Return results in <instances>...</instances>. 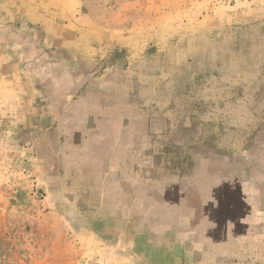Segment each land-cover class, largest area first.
Masks as SVG:
<instances>
[{"label":"rangeland","instance_id":"374dc122","mask_svg":"<svg viewBox=\"0 0 264 264\" xmlns=\"http://www.w3.org/2000/svg\"><path fill=\"white\" fill-rule=\"evenodd\" d=\"M0 264H264V0H0Z\"/></svg>","mask_w":264,"mask_h":264}]
</instances>
